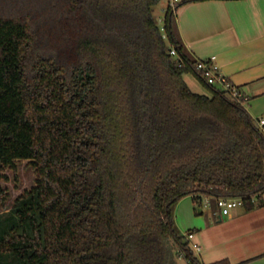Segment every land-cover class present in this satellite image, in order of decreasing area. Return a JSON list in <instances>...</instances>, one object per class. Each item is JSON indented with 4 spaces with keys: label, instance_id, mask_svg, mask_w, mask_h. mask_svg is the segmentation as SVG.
Instances as JSON below:
<instances>
[{
    "label": "trees",
    "instance_id": "trees-1",
    "mask_svg": "<svg viewBox=\"0 0 264 264\" xmlns=\"http://www.w3.org/2000/svg\"><path fill=\"white\" fill-rule=\"evenodd\" d=\"M190 1L159 23V0H0V170L34 174L0 187V264H201L177 202L254 208L264 135L195 69L175 14Z\"/></svg>",
    "mask_w": 264,
    "mask_h": 264
},
{
    "label": "crops",
    "instance_id": "crops-1",
    "mask_svg": "<svg viewBox=\"0 0 264 264\" xmlns=\"http://www.w3.org/2000/svg\"><path fill=\"white\" fill-rule=\"evenodd\" d=\"M175 14L181 39L193 57L215 56L220 71L246 97L244 107L253 121L264 118V0L190 1ZM194 78L184 75L189 88V83L200 88ZM253 201L250 210L245 205L219 209L214 202L199 210L186 196L174 208L176 229L201 264H264V192Z\"/></svg>",
    "mask_w": 264,
    "mask_h": 264
},
{
    "label": "built area",
    "instance_id": "built-area-1",
    "mask_svg": "<svg viewBox=\"0 0 264 264\" xmlns=\"http://www.w3.org/2000/svg\"><path fill=\"white\" fill-rule=\"evenodd\" d=\"M172 4L178 2L179 0H171ZM171 55H175L176 52L171 49ZM195 69L198 71L200 76L212 86L218 87L225 95L242 105H244L247 101L246 97L243 95L241 90L234 85L230 79L224 75L221 71L217 63L215 62V56H211L206 59H197L195 64ZM256 125L260 132L264 135V118H260ZM211 199L208 197H204L200 203H196V207H207L211 203ZM216 206L219 209L231 210L237 206H243L244 202L240 198H230V197H219L215 199ZM187 238H191L192 234L188 233Z\"/></svg>",
    "mask_w": 264,
    "mask_h": 264
},
{
    "label": "rangeland",
    "instance_id": "rangeland-1",
    "mask_svg": "<svg viewBox=\"0 0 264 264\" xmlns=\"http://www.w3.org/2000/svg\"><path fill=\"white\" fill-rule=\"evenodd\" d=\"M169 1L170 0H159L158 5L154 8V15L158 18L159 23H161L163 19V14H164L163 8L167 7ZM199 84L201 85L200 88L194 87L190 83H189V86L191 90L195 93H198V94L207 93V90L205 89V87L200 82ZM0 173H5L8 176V180L0 179V187L2 189H5L9 193H11V195H17L18 193H20L22 189H24L25 187H30L33 184L34 174H33V171L29 168V166L26 165V162H18L16 164L15 173H17V177H18L17 181H14L13 179L14 175L11 169H8V168L1 169ZM197 208L199 210L204 209L203 207H197ZM178 259H180L179 261L184 262L183 261L184 259H182V257H178L177 262H178Z\"/></svg>",
    "mask_w": 264,
    "mask_h": 264
}]
</instances>
